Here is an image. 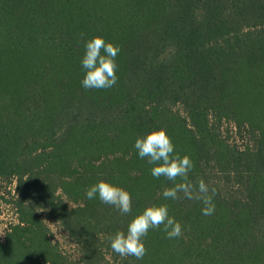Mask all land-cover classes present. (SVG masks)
<instances>
[{"label":"trees","instance_id":"16d2710c","mask_svg":"<svg viewBox=\"0 0 264 264\" xmlns=\"http://www.w3.org/2000/svg\"><path fill=\"white\" fill-rule=\"evenodd\" d=\"M93 36L121 49L108 89L80 85L83 41ZM223 121L243 143L226 137ZM155 128L191 158L193 184L202 178L216 189L211 216L198 200L160 195L171 182L152 177L132 146ZM218 172L233 185L223 189ZM2 175L18 183L43 175L40 195L57 207L81 264H101L106 237L160 203L182 236L149 230L144 257L122 264H264V0H0ZM51 175L74 207L47 193ZM97 180L126 189L132 212L86 199ZM16 190L0 264H72Z\"/></svg>","mask_w":264,"mask_h":264},{"label":"clouds","instance_id":"9594fccd","mask_svg":"<svg viewBox=\"0 0 264 264\" xmlns=\"http://www.w3.org/2000/svg\"><path fill=\"white\" fill-rule=\"evenodd\" d=\"M120 46L106 41L102 36H93L83 41V52L79 58L82 75L80 85L84 89H108L117 81V54ZM133 148L136 155L151 165L150 175L156 179L163 177L171 182L161 188L160 195L165 200H176L181 196L187 200H198L200 212L211 216L215 211L213 196L216 189L202 179L195 184L189 179L194 165L188 155L174 151L171 138L163 128H155L138 135ZM88 200H99L110 205L121 214L132 212L130 193L113 183L97 180L84 190ZM160 229L165 238L174 239L182 236V225L169 215L165 203L151 204L131 216L123 230L117 229L106 237L112 252L120 257H135L140 260L146 253L144 238L149 230Z\"/></svg>","mask_w":264,"mask_h":264},{"label":"rangeland","instance_id":"374dc122","mask_svg":"<svg viewBox=\"0 0 264 264\" xmlns=\"http://www.w3.org/2000/svg\"><path fill=\"white\" fill-rule=\"evenodd\" d=\"M168 106L173 109L181 111V105L179 103L167 102ZM221 131L227 135L226 137L230 141H234L237 144L243 143V139L235 133L232 123L223 121L221 125ZM219 173V172H218ZM0 180V234H3V229L8 226L9 223L16 222V213L9 202L12 197H15L17 190L16 185L20 186L21 193L25 194L26 199L35 205V209L48 228L50 239L55 244L57 252L62 254L66 258V261L72 264H81V251L78 243L72 236L62 227L61 222L58 220L59 212L57 207L48 205L43 200L42 186H40V180L43 175H36L30 179H25L22 182L16 180V178L4 177ZM213 178L220 184L223 189H228L233 185L232 181L228 183L225 181V177L222 174H214ZM44 183L48 187V192L51 196H60L64 199L68 207H74L77 204V200H72L66 197L60 189L61 180L56 175H51L49 178L43 179ZM53 194V195H52ZM76 199V198H75ZM101 264H122L121 257L117 253L112 252L110 248L103 247V260Z\"/></svg>","mask_w":264,"mask_h":264}]
</instances>
